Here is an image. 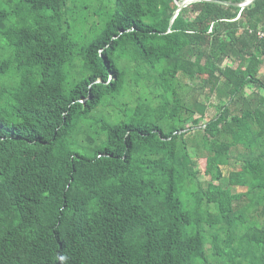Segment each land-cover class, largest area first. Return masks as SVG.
Segmentation results:
<instances>
[{"label": "trees", "instance_id": "obj_1", "mask_svg": "<svg viewBox=\"0 0 264 264\" xmlns=\"http://www.w3.org/2000/svg\"><path fill=\"white\" fill-rule=\"evenodd\" d=\"M177 1L0 0V264H264V0Z\"/></svg>", "mask_w": 264, "mask_h": 264}, {"label": "water", "instance_id": "obj_2", "mask_svg": "<svg viewBox=\"0 0 264 264\" xmlns=\"http://www.w3.org/2000/svg\"><path fill=\"white\" fill-rule=\"evenodd\" d=\"M195 1H201V0H182V1H177L176 3H177V5H178V8H177V10L174 12V15H173V17H172V19H171V24L173 23L175 17L178 15V13L181 11V9H182L183 7H186V6H188L189 4H191V3L195 2ZM205 1H215V0H205ZM216 1H218V2H222V1H220V0H216ZM254 1H255V0H245V1L240 2V3H237V4H235V5H238V6H240L241 8H245L246 6L250 5V4L253 3Z\"/></svg>", "mask_w": 264, "mask_h": 264}, {"label": "rangeland", "instance_id": "obj_3", "mask_svg": "<svg viewBox=\"0 0 264 264\" xmlns=\"http://www.w3.org/2000/svg\"><path fill=\"white\" fill-rule=\"evenodd\" d=\"M195 87H197L199 89V91H201L203 89V81L202 80H198V79H192L191 81ZM190 152L191 154H194V148L191 147L190 148ZM195 162L198 163V165L200 166V168L202 169L204 167V163L205 161L203 160V158H199V159H196ZM226 174H227V171H226ZM242 188H239L238 190H240Z\"/></svg>", "mask_w": 264, "mask_h": 264}, {"label": "built area", "instance_id": "obj_4", "mask_svg": "<svg viewBox=\"0 0 264 264\" xmlns=\"http://www.w3.org/2000/svg\"><path fill=\"white\" fill-rule=\"evenodd\" d=\"M252 31H253V29H250V32H252ZM256 35L259 39H264V27H261V26L258 27L256 29Z\"/></svg>", "mask_w": 264, "mask_h": 264}, {"label": "clouds", "instance_id": "obj_5", "mask_svg": "<svg viewBox=\"0 0 264 264\" xmlns=\"http://www.w3.org/2000/svg\"><path fill=\"white\" fill-rule=\"evenodd\" d=\"M60 259L63 261V260H66L67 257H60Z\"/></svg>", "mask_w": 264, "mask_h": 264}]
</instances>
